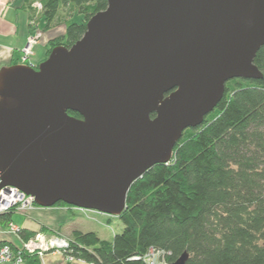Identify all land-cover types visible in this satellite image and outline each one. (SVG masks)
<instances>
[{
    "label": "water",
    "instance_id": "water-1",
    "mask_svg": "<svg viewBox=\"0 0 264 264\" xmlns=\"http://www.w3.org/2000/svg\"><path fill=\"white\" fill-rule=\"evenodd\" d=\"M263 45L264 0H108L73 45L0 69V189L119 217L229 80L263 78Z\"/></svg>",
    "mask_w": 264,
    "mask_h": 264
},
{
    "label": "trees",
    "instance_id": "trees-1",
    "mask_svg": "<svg viewBox=\"0 0 264 264\" xmlns=\"http://www.w3.org/2000/svg\"><path fill=\"white\" fill-rule=\"evenodd\" d=\"M36 1L43 4L39 12L33 7ZM26 3L37 13L31 14L37 25L45 19V28L67 8L82 17L67 25L64 36L50 41L49 53L55 45H73L86 32L88 20L108 6V0ZM255 63L262 79L229 80L203 123L184 130L172 159L133 183L119 216L123 230L106 240L96 231L74 229L71 254L99 264H150L146 256L152 250L165 251L167 263L186 251L187 264H264V45ZM15 211L0 214V219L8 224ZM18 234L24 240L36 235L26 229ZM25 261L40 264L35 254H26Z\"/></svg>",
    "mask_w": 264,
    "mask_h": 264
},
{
    "label": "crops",
    "instance_id": "crops-1",
    "mask_svg": "<svg viewBox=\"0 0 264 264\" xmlns=\"http://www.w3.org/2000/svg\"><path fill=\"white\" fill-rule=\"evenodd\" d=\"M29 4L26 0H0V69L4 66L22 63V50L29 38L42 30L45 19L42 18L38 28L31 25V13ZM65 24V23H64ZM66 25V24H65ZM67 28V25L65 26ZM53 25L40 37L39 42L34 46V53L30 59L35 65L47 59L50 49V41L53 39ZM15 214H20L16 217ZM81 211L69 208L68 206L55 205L53 207H36L28 211L16 210L12 214L13 221L20 229L30 232H44L53 234H68L74 229H81ZM0 219V242L8 241L13 245L19 246L22 238L18 233L8 231V224ZM85 231V230H83ZM40 264H86L82 261H68L60 253H47L39 257ZM9 264V263H3ZM23 264H32L25 261Z\"/></svg>",
    "mask_w": 264,
    "mask_h": 264
},
{
    "label": "built area",
    "instance_id": "built-area-1",
    "mask_svg": "<svg viewBox=\"0 0 264 264\" xmlns=\"http://www.w3.org/2000/svg\"><path fill=\"white\" fill-rule=\"evenodd\" d=\"M34 9L37 12L42 10L43 4L41 2L33 3ZM36 16V15H35ZM31 24L38 28L36 23V17L31 19ZM41 30H37V33L31 36L22 50V63L27 64L31 67H36L30 57L34 53V46L39 42L41 37ZM37 206L35 199L31 195H27L19 188L15 186H5L0 189V214L11 211L12 209L20 211H28ZM83 211H89V209L79 208ZM96 211V210H90ZM20 228L13 222L8 223V231L13 233H19ZM70 248V238L59 234H47L44 232L37 233L34 237L28 240L22 239V243L19 246H14L9 242H5L0 245V264H23L25 262L26 254H35L38 257L44 256L46 253L55 252L60 253L65 256L68 261H82L86 264H99L97 262H88L84 259L76 257L69 252ZM165 251L163 250H152L147 256V262L150 264H161L158 260L163 259ZM154 257H157V262L155 263ZM162 264H167V262L162 260Z\"/></svg>",
    "mask_w": 264,
    "mask_h": 264
},
{
    "label": "rangeland",
    "instance_id": "rangeland-1",
    "mask_svg": "<svg viewBox=\"0 0 264 264\" xmlns=\"http://www.w3.org/2000/svg\"><path fill=\"white\" fill-rule=\"evenodd\" d=\"M37 14L35 11L33 12ZM75 13L74 15H72ZM72 15V16H70ZM82 20L81 15L78 11L71 12V9H65L61 14L60 17H58V22L53 25L55 27V30L52 31V40L60 39L61 36L65 35L66 32V25L72 23V22H80ZM66 25H65V24ZM48 28L43 27L41 30V34L43 35ZM51 40V41H52ZM56 46V45H55ZM54 46V47H55ZM68 205V204H67ZM72 209L79 210L82 212L83 216H81L82 222V228L85 231L93 230L96 231L97 234L102 238L106 240H113L115 234L121 232L123 230V222L118 216L105 214L103 212H95V211H83L82 209H79L77 207H72ZM16 217H18L20 214H15ZM65 236L69 237L70 235L65 234ZM47 254V253H46ZM154 262H157V257H154ZM163 259H159L158 261L162 264ZM164 261V260H163ZM157 264V263H156Z\"/></svg>",
    "mask_w": 264,
    "mask_h": 264
}]
</instances>
